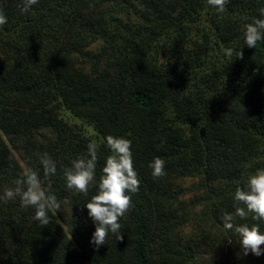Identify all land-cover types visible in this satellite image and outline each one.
Returning a JSON list of instances; mask_svg holds the SVG:
<instances>
[{"label":"trees","instance_id":"1","mask_svg":"<svg viewBox=\"0 0 264 264\" xmlns=\"http://www.w3.org/2000/svg\"><path fill=\"white\" fill-rule=\"evenodd\" d=\"M109 1L39 0L21 12L23 0H0L7 16L0 26V194L24 172L15 148L61 205L43 225L19 198L0 201V264H193L218 238L205 229L199 239L194 233L181 237L179 227L190 219L180 183L185 178L199 179L208 225L227 241L239 239L224 230L225 214L235 224L256 223L252 214L235 216L232 196L249 174L264 168V41L256 48L243 43L244 25L262 18L264 0H229L222 13L207 0H137L141 36L119 44L114 39L121 34L107 23ZM203 10L209 26L201 27ZM166 37L173 46L161 63L152 48ZM98 39L118 53L111 67L87 73L74 56ZM212 57L223 59L216 69ZM60 102L88 120L100 138L87 196L66 188L64 170L93 141L61 119ZM43 129H53L56 139L44 144ZM108 135L131 141L140 184L119 219L123 238L109 233L97 248L89 242L95 228L84 204L110 155ZM45 155L55 162V175L45 176ZM155 157L165 161L159 179L148 167ZM58 217L68 222L69 233ZM255 264H264V255Z\"/></svg>","mask_w":264,"mask_h":264},{"label":"clouds","instance_id":"2","mask_svg":"<svg viewBox=\"0 0 264 264\" xmlns=\"http://www.w3.org/2000/svg\"><path fill=\"white\" fill-rule=\"evenodd\" d=\"M229 0H207L210 8L218 13L225 10ZM39 0H23L21 12L28 11ZM262 18L253 19L245 23L243 29V43L249 48H256L258 42L264 41V13ZM7 23V16L0 12V26ZM232 50H227L231 55ZM239 56H242L240 52ZM104 144L110 152L106 157L102 174L96 181L95 194L84 204L88 210V217L92 220L95 230L90 237V243L95 247L105 244L106 237L111 233L116 240H121L122 218L129 210L131 204L130 193H135L139 188V178L134 170L131 141L122 136L108 135ZM99 145L89 142L87 154L71 161L70 166L64 170L65 186L68 190L76 193H89V187L93 184L96 176L97 151ZM45 176L56 174V164L47 155L40 160ZM148 167L154 179H159L165 173V161L159 157L153 158ZM19 198L23 208L34 210L33 219L43 225L49 224L48 213L59 211L61 205L52 194L42 187L39 174L31 168L24 170L22 177L15 181L14 188H5L0 194V201L7 202ZM235 203V216L245 219L252 214V220L256 223L235 224L232 214L222 217L225 231H234L239 239L242 254L247 256L264 255V168H258L249 174L242 187H237L233 193Z\"/></svg>","mask_w":264,"mask_h":264},{"label":"rangeland","instance_id":"3","mask_svg":"<svg viewBox=\"0 0 264 264\" xmlns=\"http://www.w3.org/2000/svg\"><path fill=\"white\" fill-rule=\"evenodd\" d=\"M108 4L107 23L110 31L115 35L121 34L120 37L114 39L117 44L121 43L126 38L132 36L138 38L141 36L139 34L141 29H143L144 22L141 18L142 7L137 0H111ZM205 12V10L200 12V14L204 13L202 22L200 20L201 27L204 25L209 26V21L205 19ZM201 29L202 28L195 29L194 32ZM172 46L171 38L166 37L161 39L154 44L152 48L153 55L158 56L159 62L162 63L167 60ZM117 53L113 51L108 42L103 39H98L85 48L83 53L75 54L74 62L85 72L95 74L105 68L111 67ZM220 58L212 57V69H216L223 62V59L221 60ZM58 107L59 116L66 124L72 126L78 133L84 135L93 142L99 141V135L88 120L78 117L65 105L61 104V102L58 103ZM39 134V139L44 141V144H47L49 140H54L57 137L53 129H43ZM12 150L19 164L25 170L26 164L23 159V151L15 148H12ZM180 183L186 192L183 201L187 203L185 210L189 212L190 218L186 224L179 227L181 237H187V235L194 233L196 238L199 239L205 229V231L211 230L213 235L218 238L214 246H212V249L204 248V253L201 254L193 264H255V258H257V256L251 253L244 256L239 241L230 239L227 241L223 236L222 230L211 227V224L208 225V214L206 212L208 208L207 196L200 185L199 179L185 178L182 179ZM71 212L72 209L68 201H65V219L69 220L71 218ZM58 220L69 233L70 226L68 222L62 220L60 217H58Z\"/></svg>","mask_w":264,"mask_h":264}]
</instances>
